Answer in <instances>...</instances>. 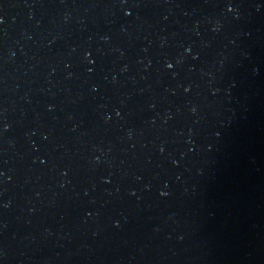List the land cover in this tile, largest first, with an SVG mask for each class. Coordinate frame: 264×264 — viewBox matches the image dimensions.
<instances>
[{"label":"water","instance_id":"water-1","mask_svg":"<svg viewBox=\"0 0 264 264\" xmlns=\"http://www.w3.org/2000/svg\"><path fill=\"white\" fill-rule=\"evenodd\" d=\"M0 264H264V0H0Z\"/></svg>","mask_w":264,"mask_h":264}]
</instances>
